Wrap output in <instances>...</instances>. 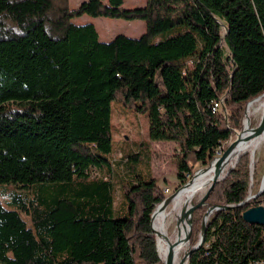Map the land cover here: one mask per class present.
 <instances>
[{
    "label": "trees",
    "instance_id": "obj_1",
    "mask_svg": "<svg viewBox=\"0 0 264 264\" xmlns=\"http://www.w3.org/2000/svg\"><path fill=\"white\" fill-rule=\"evenodd\" d=\"M124 2L0 0V194H9L0 197V264H163L152 213L166 192L153 169L123 185L122 216L113 215L112 182L90 174L125 158L113 149V100L147 113L152 139L179 143L183 185L264 92V0ZM85 13L143 19L146 30L102 40L95 23L74 20ZM177 24L181 31L160 37ZM222 96L227 115L214 108ZM250 156L210 191L206 203L220 206L210 245L193 249L189 264L264 258V224L242 217L264 202V191L243 201ZM205 211L195 210L189 248Z\"/></svg>",
    "mask_w": 264,
    "mask_h": 264
},
{
    "label": "rangeland",
    "instance_id": "obj_2",
    "mask_svg": "<svg viewBox=\"0 0 264 264\" xmlns=\"http://www.w3.org/2000/svg\"><path fill=\"white\" fill-rule=\"evenodd\" d=\"M82 1L83 0H70V4L72 7H77ZM145 3L146 0H125L124 5L126 7H136L144 5ZM74 20L78 23H95L102 40H110L118 33H125L130 36L138 37L146 30V23L143 19H126L123 17H111L85 13L80 16H76ZM221 21L223 23V31H225L226 22L224 20ZM182 29L183 25L177 24L171 28L163 30L160 33V37L178 33ZM222 45L226 49V54L230 55L231 51L224 39L222 41ZM225 112L227 115V108H225ZM243 120H245V118H243ZM112 121L113 149L116 150L115 157L119 159L122 154H125V158L113 162V166L109 170L107 167L99 168L97 166H92L90 168V174L91 176L96 177L103 176L112 182L111 186L114 200L113 215L122 216L127 210V203L123 193V185L133 181L136 178V175L141 174L148 176L150 170L153 169V173L158 178L160 187L164 192H166V195L173 193L182 186V179L178 176V161L181 156V147L175 140L152 139L150 136V120L148 114L139 112L132 107L125 105L121 98H115L113 100ZM229 140L217 147L215 160L222 156L227 145H229ZM131 155H135V157H131L127 160V157H130ZM210 162L211 161L200 162L198 168L200 169L205 167ZM249 171V194H253L258 189L259 185L264 186V144L258 152L256 163L252 168L249 163ZM192 176L193 175H189V177H187V181L190 180ZM9 188L12 190L13 185L10 184ZM205 190L206 189L197 194L194 199V203L200 200L202 195L205 193ZM0 197L4 200H8L9 194L2 193L0 194ZM194 217L195 211L193 213V220ZM158 238L159 237H157V247ZM205 241L204 244L209 246L210 241ZM190 245L189 240L188 246L184 252L189 250Z\"/></svg>",
    "mask_w": 264,
    "mask_h": 264
},
{
    "label": "bare ground",
    "instance_id": "obj_3",
    "mask_svg": "<svg viewBox=\"0 0 264 264\" xmlns=\"http://www.w3.org/2000/svg\"><path fill=\"white\" fill-rule=\"evenodd\" d=\"M263 106L264 95L247 104L244 126L237 130L236 135L229 141V144L234 142V145L219 165L217 163L219 158L215 160L214 157L207 166L198 169L189 182L177 189L167 205L158 204L154 209L152 226L159 237L158 252L163 263L167 261L172 243H175L172 264H179L182 260L189 242H187L189 221L186 212L194 204L197 194L212 182L217 168L219 167L221 175H224L243 154L251 155L252 167L256 163L257 154L264 144V132L255 134L253 130L259 124ZM188 263V258H185L183 264Z\"/></svg>",
    "mask_w": 264,
    "mask_h": 264
},
{
    "label": "water",
    "instance_id": "obj_4",
    "mask_svg": "<svg viewBox=\"0 0 264 264\" xmlns=\"http://www.w3.org/2000/svg\"><path fill=\"white\" fill-rule=\"evenodd\" d=\"M220 21V20H219ZM221 22V21H220ZM228 31V26L226 25V32ZM225 32V33H226ZM261 95H264V92L258 94L257 96H254L253 98H251L250 100H248V102L246 103V106L247 104L252 101L253 99L255 98H258L260 97ZM245 114H246V108H245ZM244 122V120H243ZM243 127V126H242ZM236 132V131H235ZM253 132L255 134H258V133H261V132H264V106H263V109H262V113H261V118H260V121H259V124L254 128ZM234 145V142L230 143L226 149L224 150V154L219 157L218 159V165L223 161V159L225 158V156L230 152V150L232 149ZM235 166V165H234ZM234 166H231L227 172L224 174V175H221L220 173V169L219 167L217 168V171H216V174L212 180V182L208 185V187L206 188L205 190V193L202 195V197L200 198L199 201H197L196 203H194L190 208L189 210L186 212L187 216H188V221H189V230H188V234H187V239L188 241L190 240V237H191V234H192V231H193V223H194V220H193V213L194 211L198 208V207H201L203 205H206L207 206V209L204 213V217H203V220H202V232H201V237H200V240L199 242L194 245L192 248H189V250H187L182 258V260L179 262V264H183L185 258H188V262H189V256L192 252L193 249L197 248V247H200L201 245H203L204 241H205V237H206V232H207V227H208V221H209V217L211 215V213L213 212V210L215 208H219L220 206L219 205H215V204H207L206 203V200L210 194V191L214 188V186L216 185V183L223 179L227 173L234 168ZM250 167L252 168V164L250 162ZM199 169V168H198ZM198 169L195 171L194 175L197 173ZM252 170V169H251ZM190 180L186 181L184 184H186L187 182H189ZM183 184V185H184ZM182 185V186H183ZM177 191V190H176ZM174 191L173 193L169 194V195H166L165 199L159 203V204H163V205H167L173 198L175 192ZM264 191V186H261L259 185L258 189L255 191V193L253 194H248L246 196V198L243 200L245 201L247 198L251 197V196H254L260 192ZM242 201V202H243ZM154 213V211H153ZM153 213H152V218H153ZM242 217L245 221H248V222H254V223H257V224H264V204L260 203V204H257V205H254V206H251V207H248L246 208L245 210H243L242 212ZM153 228V227H152ZM154 230V229H153ZM157 234V233H156ZM175 243H172L170 245V248H169V252L167 254V261L164 262V264H172V261H173V246H174ZM189 264V263H188Z\"/></svg>",
    "mask_w": 264,
    "mask_h": 264
},
{
    "label": "built area",
    "instance_id": "obj_5",
    "mask_svg": "<svg viewBox=\"0 0 264 264\" xmlns=\"http://www.w3.org/2000/svg\"><path fill=\"white\" fill-rule=\"evenodd\" d=\"M214 108L218 109L219 111L224 112L226 114L223 96L221 98H219V100L215 101ZM262 204H264V202ZM251 264H264V258L259 259V260H255V261L251 262Z\"/></svg>",
    "mask_w": 264,
    "mask_h": 264
}]
</instances>
